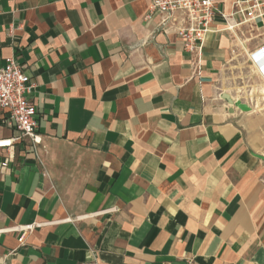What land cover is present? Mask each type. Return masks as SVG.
<instances>
[{
  "label": "crops",
  "instance_id": "obj_1",
  "mask_svg": "<svg viewBox=\"0 0 264 264\" xmlns=\"http://www.w3.org/2000/svg\"><path fill=\"white\" fill-rule=\"evenodd\" d=\"M151 5L0 0L42 140L0 109V262L264 264V110L223 97L239 44L218 17L192 54Z\"/></svg>",
  "mask_w": 264,
  "mask_h": 264
},
{
  "label": "built area",
  "instance_id": "obj_2",
  "mask_svg": "<svg viewBox=\"0 0 264 264\" xmlns=\"http://www.w3.org/2000/svg\"><path fill=\"white\" fill-rule=\"evenodd\" d=\"M151 2V10L165 16L164 23L170 22L171 28L178 34L185 49L192 54L201 50L218 17L225 22L224 31L232 34L237 42L243 38L245 27L257 32L258 36L252 38L257 39L260 35L254 23L257 20L264 22V0H237L230 15L218 8L216 0H151ZM251 54L261 69L260 74H257L264 82V44ZM250 55L249 61L254 67ZM33 88L30 78L25 75L23 67L16 59L9 58L5 66H0V109L7 112L8 125L15 127L21 137L30 138L34 144L40 145L42 140L37 135V110L28 98ZM252 92L250 91L248 103L249 101L253 103ZM14 141L0 140V149L9 150ZM36 227L37 225L17 226L6 231L19 233V242L23 244L25 235Z\"/></svg>",
  "mask_w": 264,
  "mask_h": 264
},
{
  "label": "rangeland",
  "instance_id": "obj_3",
  "mask_svg": "<svg viewBox=\"0 0 264 264\" xmlns=\"http://www.w3.org/2000/svg\"><path fill=\"white\" fill-rule=\"evenodd\" d=\"M244 36L238 41V48L240 51H236L234 53L233 65L234 67L231 69L232 71L229 73L227 78V89L230 92V96H234L238 102L247 105L250 110L260 112V108L256 109L255 107L249 106V94L250 91H253L254 100L258 98L257 91L254 90L253 87L256 88L258 85H262L263 81L260 76L254 73V67L249 61V55L256 51L260 46L253 48L252 43L257 41V39L253 40L252 38L258 36V33L253 31L250 27L243 28ZM247 39H251V41H247ZM252 86V88H249ZM264 113V111H262Z\"/></svg>",
  "mask_w": 264,
  "mask_h": 264
},
{
  "label": "bare ground",
  "instance_id": "obj_4",
  "mask_svg": "<svg viewBox=\"0 0 264 264\" xmlns=\"http://www.w3.org/2000/svg\"><path fill=\"white\" fill-rule=\"evenodd\" d=\"M252 56H253V55L251 54L250 57H251V59H252L253 62H254V67H255V69H256L257 71H260V70H261L260 67L258 66L256 60L253 59ZM254 88H255V87H254ZM255 90L257 91V95H259L258 98H257V105H256V107H257V109L260 108V110L262 111V110H264V104L261 103V100L264 101V82L262 83V85L256 86ZM232 103H233V100H232ZM256 107H255V108H256Z\"/></svg>",
  "mask_w": 264,
  "mask_h": 264
},
{
  "label": "water",
  "instance_id": "obj_5",
  "mask_svg": "<svg viewBox=\"0 0 264 264\" xmlns=\"http://www.w3.org/2000/svg\"><path fill=\"white\" fill-rule=\"evenodd\" d=\"M223 97H224L225 100H227L231 104L232 100H231V96L230 95L224 94ZM234 106L239 107L243 111H249L250 110V108L247 105L242 104V103H240L238 101L235 102Z\"/></svg>",
  "mask_w": 264,
  "mask_h": 264
}]
</instances>
